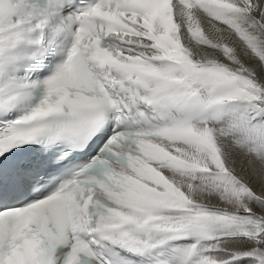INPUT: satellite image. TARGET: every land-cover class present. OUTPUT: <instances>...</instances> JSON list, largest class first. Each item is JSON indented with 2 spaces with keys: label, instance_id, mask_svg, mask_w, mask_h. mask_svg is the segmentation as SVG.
<instances>
[{
  "label": "snow or ice",
  "instance_id": "6c2138e0",
  "mask_svg": "<svg viewBox=\"0 0 264 264\" xmlns=\"http://www.w3.org/2000/svg\"><path fill=\"white\" fill-rule=\"evenodd\" d=\"M0 264H264V0H0Z\"/></svg>",
  "mask_w": 264,
  "mask_h": 264
}]
</instances>
